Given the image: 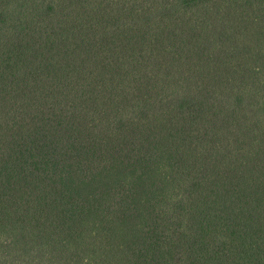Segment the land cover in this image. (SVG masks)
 <instances>
[{
	"label": "trees",
	"instance_id": "16d2710c",
	"mask_svg": "<svg viewBox=\"0 0 264 264\" xmlns=\"http://www.w3.org/2000/svg\"><path fill=\"white\" fill-rule=\"evenodd\" d=\"M0 264H264V0H0Z\"/></svg>",
	"mask_w": 264,
	"mask_h": 264
}]
</instances>
